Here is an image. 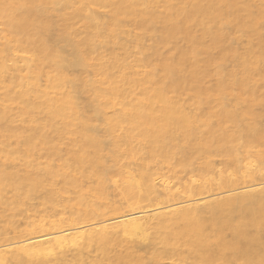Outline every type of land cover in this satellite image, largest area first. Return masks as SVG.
<instances>
[{
	"label": "bare ground",
	"instance_id": "6f19581e",
	"mask_svg": "<svg viewBox=\"0 0 264 264\" xmlns=\"http://www.w3.org/2000/svg\"><path fill=\"white\" fill-rule=\"evenodd\" d=\"M0 264H264V0H0Z\"/></svg>",
	"mask_w": 264,
	"mask_h": 264
}]
</instances>
